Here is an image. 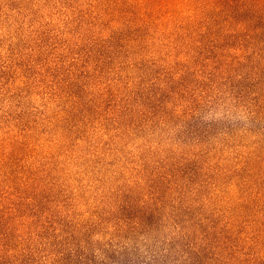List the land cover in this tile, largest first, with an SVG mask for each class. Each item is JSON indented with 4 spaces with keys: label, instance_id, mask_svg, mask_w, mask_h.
<instances>
[{
    "label": "trees",
    "instance_id": "obj_1",
    "mask_svg": "<svg viewBox=\"0 0 264 264\" xmlns=\"http://www.w3.org/2000/svg\"><path fill=\"white\" fill-rule=\"evenodd\" d=\"M165 1L137 0L133 19L146 18L150 25L156 4ZM235 2L187 0L193 15L176 19L182 25L173 27L160 58H151L148 75L128 73L117 81L105 76L101 44L113 46L118 35L124 37L121 30L105 23L108 38L81 36L85 45L62 41L47 51L42 29L26 28L18 19L21 8L3 15L15 34L0 67V264H159L158 258L177 246L194 264H202L204 256L205 264H264V208L259 197L241 194L249 182L223 184L225 167L214 162L204 167L206 154L195 150L181 153V143L172 142L175 133L166 144L150 141L167 123L190 124L206 107L230 98L239 104L249 95L239 87L240 69L247 47L255 48L259 27L251 23L264 0L238 1L236 12ZM241 12L249 17L240 19ZM171 21L161 32H171ZM97 25L91 21L87 31ZM34 32L41 34L37 40ZM20 66L17 81L10 74ZM33 96L41 107L27 104ZM250 106L253 116L264 102L249 98L245 107ZM201 127L209 133L214 125ZM40 134L56 145L54 154L32 153ZM208 135H197V144H212ZM96 139L110 145L109 163ZM64 154H71L69 162L95 163L84 178L90 183L73 178L79 183L74 187L58 179L64 165L58 158ZM249 163L240 157L236 175ZM78 172L82 176L83 168ZM160 226L168 232L159 237L153 232ZM97 229L110 235L105 242L94 238ZM121 238H137L146 256L117 258L114 242ZM119 244L127 249L128 243Z\"/></svg>",
    "mask_w": 264,
    "mask_h": 264
},
{
    "label": "rangeland",
    "instance_id": "obj_2",
    "mask_svg": "<svg viewBox=\"0 0 264 264\" xmlns=\"http://www.w3.org/2000/svg\"><path fill=\"white\" fill-rule=\"evenodd\" d=\"M0 0V67L5 65L6 50L10 39L14 37L15 27L6 25L7 13L18 12L21 8L22 13L19 14V20L25 22V27L35 25L42 29V35H44L45 45L44 48L47 51L56 47L58 42L69 41L71 46L76 44L85 45V40H80L81 36L85 38L93 37H107L109 30H102V25L107 23L109 27H115L117 30H121L122 36L120 40L118 35L114 39L113 46L107 42L101 44V49L105 51L103 54L105 76L108 79L117 81L121 75L132 73L136 78L148 75V69L151 67V58L159 59L161 51L165 49L163 46L169 43V39L173 31V27L179 24L178 20L185 19L194 13V7L185 4L187 0H175L172 3L171 0H166L162 4H156V15L151 18V21H147L150 25L144 24L146 21H135L133 19V13L137 10V0ZM174 1V0H173ZM232 6V11L235 12L240 9V6L236 4ZM129 3V4H128ZM241 3V2H240ZM136 4V5H135ZM185 4V5H184ZM8 5V6H7ZM134 5V6H132ZM257 14L255 19L251 23V28H258L255 33L254 47L251 49L247 47V59L245 66L241 67L240 73H243L242 82L239 84L240 88L247 90L249 95L241 103H236L233 98L225 101H220L215 104L211 109L206 107L201 110L196 120L190 124H184L177 119L167 123V125L156 132L155 137H150L151 142L163 141L165 144L168 141V135L175 133V141L180 146L179 151L181 153H203L204 167L207 163L214 162L220 166H224L226 169V175L222 177V183L226 185H232L236 182H242L246 179L249 183L247 189L241 193L242 195L248 191L252 196L259 197V205L264 208V107L260 109L259 113L250 116V111L253 106L245 107L246 101L249 98H257L264 102V3L260 8L256 9ZM255 11V10H254ZM218 10L208 15H216ZM6 13V14H5ZM174 13V14H173ZM240 19H246L249 17V13L241 12ZM4 18H3V17ZM162 16V17H161ZM172 17L171 32L168 35L161 32L165 31L164 27L168 23L165 21ZM222 18H226V14H221ZM178 19V20H176ZM93 22H97V26H93L92 30L87 31V25ZM177 22V23H176ZM217 22V21H216ZM163 23V25H161ZM238 23V22H236ZM241 27V26H240ZM178 28V27H177ZM248 33L245 31L244 34ZM41 34L37 32L32 33L34 40H37ZM175 37V35H174ZM125 40V41H124ZM172 41L174 39H171ZM126 43V44H125ZM28 46H32L35 43L27 41ZM31 44V45H30ZM123 47H121V45ZM235 40L231 45L235 46ZM90 49V46H87ZM55 51V50H54ZM26 52V50H23ZM262 56V57H261ZM100 54L97 55V58ZM24 63H29V59L24 58ZM133 63H138L134 65ZM135 66V67H131ZM123 66L124 68H119ZM24 67V66H23ZM23 70L20 67L13 68L8 71L10 75L16 76L18 79L22 76ZM129 83V80H126ZM14 85L15 80L11 81ZM257 91L258 95L254 92ZM247 93V94H248ZM23 97H27V93L22 94ZM34 99L29 106H33L34 109L41 107V99L37 96H33ZM249 97V98H248ZM235 104V105H233ZM212 123L214 127L211 128L209 133L204 132L205 127H201L204 124ZM189 125V126H188ZM182 126V127H181ZM192 127V128H191ZM196 131L194 130V128ZM227 132V133H226ZM208 135L209 142L212 144H197V135ZM42 135H37V140H42ZM177 138V139H176ZM101 154L106 153L103 156L105 163L112 161L113 157L108 156L110 145H103V140L96 139ZM177 140V141H176ZM141 139H134L130 143L140 142ZM86 148L89 144L83 143ZM56 146V145H55ZM54 145L42 140L40 143H32V153L37 155H52L54 154ZM62 152L64 148L60 149ZM85 150V149H83ZM129 150V149H127ZM130 152V151H128ZM128 154L121 153V155ZM71 154H64L58 159L64 162L63 171H60L58 179L67 184H71L74 187L79 183L78 180L85 184L90 183L84 178L89 172L93 171L95 163L84 162L81 159L69 162ZM242 157L244 161H250V163L239 171L238 168L239 158ZM80 168H83L84 173L79 176ZM102 169V168H101ZM75 178V180L73 179ZM168 229L164 226H160L159 229L153 232L154 235L159 237L165 235ZM106 232L95 230L94 238L105 242V238L109 237ZM119 241H124L127 244V249L120 247L121 244L116 245ZM177 243H180L178 241ZM137 238L134 239H119L114 242V255L119 259H129L131 257L146 256V247H140ZM160 246V245H159ZM181 246H177L172 252H166L163 256L158 258L159 264H194L186 261L184 254L181 252ZM207 254V252H204ZM202 253V254H204ZM142 255V256H140ZM149 257V256H147ZM205 258L201 259L202 264H205Z\"/></svg>",
    "mask_w": 264,
    "mask_h": 264
}]
</instances>
